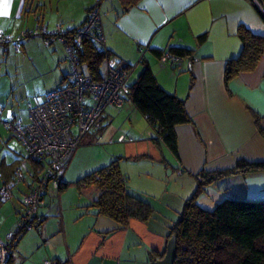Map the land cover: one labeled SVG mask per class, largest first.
I'll return each instance as SVG.
<instances>
[{"label":"crops","instance_id":"1","mask_svg":"<svg viewBox=\"0 0 264 264\" xmlns=\"http://www.w3.org/2000/svg\"><path fill=\"white\" fill-rule=\"evenodd\" d=\"M96 1L107 50L121 66L130 67L129 78L136 79L148 65L159 85L184 101L190 121L175 127L176 156L131 100L126 108H106L63 171L61 181L67 185L47 190L48 199L38 209L42 220L17 241L13 264H42L46 259L59 264H151L164 251L169 226L194 192L201 170L227 169L239 159L264 160V51L254 69L224 80L227 62L242 49L238 28L264 35V17L251 0H137L130 5L127 0H8L7 14L0 15V34L16 40L39 24L51 39L45 45L40 34H33L19 40L18 49L11 41L0 45V187L12 180L25 155L4 122L15 118L27 123L28 108L67 81L65 44L54 32L81 26ZM170 47L191 53L173 65L160 62L158 53ZM26 64L34 78H43L29 88L20 71ZM104 73L100 67L101 77ZM46 78L58 82L52 86ZM21 101H27L23 110ZM117 119L128 125L114 126ZM106 138L123 144L110 149L112 153L92 155L98 148L94 144ZM117 156L128 190L154 209L147 221L130 219L118 227L90 205L89 191L76 187L78 178ZM73 159L79 160L74 169L80 172L74 179L76 172H69ZM21 172L11 198L0 202V238L16 224L21 196L40 176L42 164L26 160ZM72 181L74 194L66 190ZM225 198L264 200V171L218 179L204 186L197 204L212 210Z\"/></svg>","mask_w":264,"mask_h":264},{"label":"trees","instance_id":"2","mask_svg":"<svg viewBox=\"0 0 264 264\" xmlns=\"http://www.w3.org/2000/svg\"><path fill=\"white\" fill-rule=\"evenodd\" d=\"M136 1L127 0L126 4ZM238 35L242 49L236 58L227 62L225 82L240 72L254 69L264 51V35L254 34L243 26L238 28ZM76 50L88 75L100 80L101 63L111 55L109 50L106 54L97 50L88 39H83ZM167 52L182 58L189 55L191 50L170 47ZM128 89V99L155 129L156 138L161 139L177 156L175 127L190 121L184 101L164 90L148 65H144ZM120 159L121 156L115 157L108 164L78 178L75 184L81 193L89 191L90 205L98 213L113 219L118 227H125L130 219L149 220L154 209L146 199L128 190L125 175L120 170ZM262 171L264 160L239 159L230 168L201 170L196 175V188L185 200L167 234V239L171 235L176 237L174 264H264V200L225 198L212 210L197 204L204 186L226 176H245ZM66 185L61 181L58 189ZM17 241L12 244L14 249ZM162 254L151 260L161 258ZM6 264H13V254Z\"/></svg>","mask_w":264,"mask_h":264},{"label":"built area","instance_id":"3","mask_svg":"<svg viewBox=\"0 0 264 264\" xmlns=\"http://www.w3.org/2000/svg\"><path fill=\"white\" fill-rule=\"evenodd\" d=\"M251 1L253 6L264 14L263 0ZM33 34H40L45 45L50 43V33L45 27L36 24L33 31H23L16 40L0 34V45H6L11 41L13 47L18 49L19 40H24ZM54 34L58 35L65 44L70 63L67 81L46 93L41 101L28 108L27 123L15 118L4 122V126L23 146L25 155L14 168L12 180L3 183L0 187V202L4 203L11 198L13 185L22 179L21 168L26 160L42 164V172L33 186L22 194L18 219L13 229L4 238H0V264H6L13 254L14 241L19 240L26 230L41 222L42 217L38 209L48 199L49 185L52 184L53 188L58 189L62 173L74 151L92 131L106 108L119 109L128 100L127 81L130 67L121 66L116 57L108 55L105 58L104 76L100 80H94L82 68L79 61L76 48L83 39L90 40L97 50L105 54L107 52L97 1L88 10L81 26L70 32L58 27ZM180 59L181 57L167 51L159 56L160 62L170 65ZM42 264H59V262L46 259Z\"/></svg>","mask_w":264,"mask_h":264},{"label":"rangeland","instance_id":"4","mask_svg":"<svg viewBox=\"0 0 264 264\" xmlns=\"http://www.w3.org/2000/svg\"><path fill=\"white\" fill-rule=\"evenodd\" d=\"M105 60L101 63V70L104 72L105 71ZM20 71H23L22 73H24V74H26V82H25V87L26 88H29L31 85L33 86V84H35V82H37V81H40L41 82V80H43V78H34L32 75V72H33V70L31 69V67L29 66V65H27L26 64V66H23V67H20ZM23 79V78H22ZM46 79H49V81H50V84L53 86L56 82H58V80L56 79V78H46ZM133 79H135L134 78V75L131 77V78H129V80L127 81V85H130L131 83H132V81H133ZM22 101H25L26 100V96L24 95L23 96V98L21 99ZM22 101L18 104V106H21L22 107V110L25 108V105H26V102H24V104H22ZM126 103H127V105H126ZM125 106H124V108H126L127 106H129L130 105V102H128V101H126L125 102V104H124ZM108 109V108H107ZM22 120L23 121H25L26 120V116H25V118H23L22 117ZM123 120L122 119H117L114 123H113V125L114 126H118L119 124L121 125V129H123V127L122 126H127L128 125V123L127 122H125L124 124H122L123 122H122ZM115 128V127H114ZM118 128V127H117ZM88 134H90V132L88 133ZM88 136V135H87ZM90 137V136H89ZM110 140H109V138H106V139H103V141L101 142V141H99L97 144H94L95 146H97L98 148L97 149H94L93 150V153H92V155L94 154V155H98V156H100V155H102V154H104V153H112L111 151L112 150H110V149H113V148H118L119 149V147H121L120 146V144H123V143H118V142H116V141H114V142H109ZM118 145V146H117ZM91 155V156H92ZM114 155H117V154H114ZM79 163V160L78 159H73V162H71V164H70V171L69 172H76V170L74 169V166H76L77 164ZM73 168V169H72ZM78 173H80L78 170H77V172L72 176L73 178L72 179H74L75 177H77V175H78ZM74 182L72 181V182H70V184H71V187H68L67 186V188L68 189H66V190H68V191H71V192H73V194H74V191L72 190L73 188H75V185L73 184ZM52 184H50L49 185V189H51L52 188ZM71 188V189H70ZM141 221V220H140Z\"/></svg>","mask_w":264,"mask_h":264},{"label":"water","instance_id":"5","mask_svg":"<svg viewBox=\"0 0 264 264\" xmlns=\"http://www.w3.org/2000/svg\"><path fill=\"white\" fill-rule=\"evenodd\" d=\"M261 14L264 17V14L263 13ZM176 250H177L176 237L175 235H171L166 240L162 257L152 260L151 264H174V260L176 258Z\"/></svg>","mask_w":264,"mask_h":264},{"label":"snow or ice","instance_id":"6","mask_svg":"<svg viewBox=\"0 0 264 264\" xmlns=\"http://www.w3.org/2000/svg\"><path fill=\"white\" fill-rule=\"evenodd\" d=\"M7 3H8V0H0V7L3 8V10L0 11V15H6L7 14Z\"/></svg>","mask_w":264,"mask_h":264}]
</instances>
